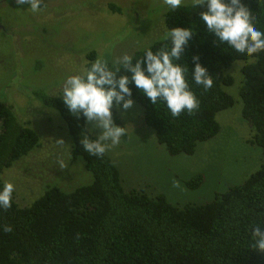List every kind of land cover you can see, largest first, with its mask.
Returning <instances> with one entry per match:
<instances>
[{"label":"trees","instance_id":"16d2710c","mask_svg":"<svg viewBox=\"0 0 264 264\" xmlns=\"http://www.w3.org/2000/svg\"><path fill=\"white\" fill-rule=\"evenodd\" d=\"M244 3L255 19L254 27L264 31V0ZM165 18L168 28L193 24L196 35L186 47L185 61L191 68V56H198L214 82L205 91L191 81L189 71L199 108L178 117L133 89L134 102L144 109V124L155 130L158 143L170 155L193 156L200 143L220 134L218 114L242 103V117L254 132L251 144L262 150L260 166L205 204L180 208L162 193L154 197L145 189L127 191L107 151L100 158L83 151L79 144L83 118H74L59 96L32 91L43 105L58 111L73 142L72 161H82L93 179L71 191L51 186L32 203L21 205L12 199L9 209H0V264H264V252L257 251L251 240L254 223L264 230V52L242 57L217 47L198 10L180 9ZM161 43L150 46L154 50ZM142 55L140 50L133 56ZM87 58L94 61L98 54L93 51ZM237 63H243L239 78L228 73ZM113 117L119 125L116 109ZM41 140L39 132L0 98V186L5 171L40 147ZM204 183L200 173L186 184L197 190ZM5 225L12 231H3Z\"/></svg>","mask_w":264,"mask_h":264},{"label":"rangeland","instance_id":"374dc122","mask_svg":"<svg viewBox=\"0 0 264 264\" xmlns=\"http://www.w3.org/2000/svg\"><path fill=\"white\" fill-rule=\"evenodd\" d=\"M50 1L38 15L21 12L16 4L6 9L0 5V25L17 27L14 32L11 26L7 31L0 27V98L42 139L40 147L3 175L4 182L14 184L12 199L21 205L51 186L71 191L93 179L82 161H72L73 142L58 111L31 92L57 96L63 80L86 67L87 54L96 51L98 58L114 63L161 40L166 25L161 0ZM242 67L237 63L228 73L239 78ZM232 93L237 95L235 88ZM134 105L131 115L122 117L118 111L126 134L107 150L127 191L145 189L154 197L162 193L180 208L205 204L260 166L262 150L251 144L254 132L242 117V103L218 114L220 134L200 143L193 156L170 155L155 130L144 124L143 107ZM200 173L205 183L189 189L187 181Z\"/></svg>","mask_w":264,"mask_h":264},{"label":"clouds","instance_id":"9594fccd","mask_svg":"<svg viewBox=\"0 0 264 264\" xmlns=\"http://www.w3.org/2000/svg\"><path fill=\"white\" fill-rule=\"evenodd\" d=\"M15 4L19 11L33 15L46 9V0H15ZM160 7L167 13L185 8L198 10L215 45L231 49L237 56L256 57L264 52V31L254 27L255 19L244 0H161ZM193 35L196 29L191 22L186 27L165 25L160 46L154 50L152 46L145 47L141 58L123 54L114 63L97 58L86 62L79 74L63 80L57 96L74 118L82 117L85 122L79 138L84 152L100 158L120 143L126 127L115 123L113 109L122 117L133 114V89L151 104H163L172 117L192 114L199 108L198 98L189 86V71L191 81L205 91L213 87L214 79L199 63L198 56H191V68L185 61L186 47ZM13 192L10 181L0 186V209L11 207ZM3 231L11 232L12 227L5 225ZM251 240L257 251L264 252V230L255 223L251 226Z\"/></svg>","mask_w":264,"mask_h":264},{"label":"flooded vegetation","instance_id":"af4514ba","mask_svg":"<svg viewBox=\"0 0 264 264\" xmlns=\"http://www.w3.org/2000/svg\"><path fill=\"white\" fill-rule=\"evenodd\" d=\"M51 1L50 0H46V5H48L49 3H50ZM1 4H3L4 6V9H6V8H8V7H10V6H13L14 4H15V0H0V5ZM27 7V6H26ZM0 15L2 14V13H4V10H2V6H0ZM2 16V15H1ZM10 26H11V31H15V29L14 28H17V27H14V25H0V27L2 28V31H7V30H9L10 29ZM33 27V26H32ZM32 30H33V28H32ZM34 31H35V29H34ZM16 32H17V30H16ZM15 32V34H17ZM54 43V42H53ZM55 44V43H54ZM93 52V51H92ZM88 56V54L86 55V57ZM88 59V58H87Z\"/></svg>","mask_w":264,"mask_h":264}]
</instances>
